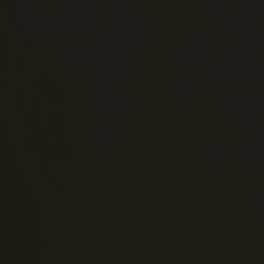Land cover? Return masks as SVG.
<instances>
[{
	"label": "water",
	"instance_id": "95a60500",
	"mask_svg": "<svg viewBox=\"0 0 264 264\" xmlns=\"http://www.w3.org/2000/svg\"><path fill=\"white\" fill-rule=\"evenodd\" d=\"M0 264H264V0H0Z\"/></svg>",
	"mask_w": 264,
	"mask_h": 264
}]
</instances>
